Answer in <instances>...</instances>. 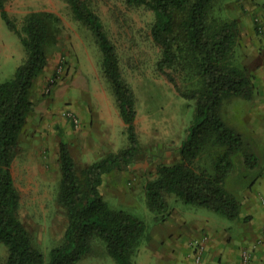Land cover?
I'll return each instance as SVG.
<instances>
[{"label":"rangeland","instance_id":"rangeland-1","mask_svg":"<svg viewBox=\"0 0 264 264\" xmlns=\"http://www.w3.org/2000/svg\"><path fill=\"white\" fill-rule=\"evenodd\" d=\"M87 1L116 46L123 76L135 93L140 142L135 163L105 175L100 192L112 208L128 211L145 222L147 231L134 261L147 264L146 254L155 247L150 241L152 231L176 230L170 223L174 215L195 218L203 214L210 221H232L209 209L186 205L174 196L167 198L169 207L163 214L148 208L145 185L157 176L161 165L180 161L181 143L194 119L195 101L180 96L166 76L157 71L161 50L151 37L154 15L150 10L129 6L126 0ZM5 6L19 28L31 13H51L58 18L51 22L49 63L32 88L34 110L20 136L12 165L20 194L19 217L48 264L49 252L64 242L68 225L66 212L58 202L60 143L68 145L81 172L102 157L125 149L129 141L111 85L103 74L99 48L89 29L75 19L67 1L5 0ZM212 17L239 23L234 62L249 72L255 86L253 99L230 97L221 108L224 121L243 136L246 154L255 158L250 166L244 153L234 156L227 177V189L242 206L253 195H261L264 181V106H257L258 99L264 101V0H216ZM25 59L19 37L0 16V83L12 78ZM60 66L62 72L57 74ZM170 73L183 88L196 85L177 70ZM69 114L79 119L78 127ZM216 154L217 150L208 148L196 166L211 171ZM260 202L264 205V199ZM7 256L6 246L0 243V262ZM77 264L116 262L105 244L93 239L91 251Z\"/></svg>","mask_w":264,"mask_h":264},{"label":"trees","instance_id":"trees-1","mask_svg":"<svg viewBox=\"0 0 264 264\" xmlns=\"http://www.w3.org/2000/svg\"><path fill=\"white\" fill-rule=\"evenodd\" d=\"M66 1L99 48L103 74L111 85L129 145L79 172L68 145L60 143L58 161L62 177L58 202L66 212L68 225L64 242L49 252L48 264H77L91 251L93 239L105 244L116 264H136L134 256L147 226L132 213L112 208L100 192L105 175L129 167L138 156L135 93L123 76L117 48L98 14L87 0ZM215 1L126 0L129 6L153 13L151 37L161 50L157 71L166 76L180 96L195 101V115L181 143L180 161L161 165L157 176L146 183L145 194L148 208L157 214L168 209L167 198L174 196L186 205L240 221L241 204L227 189V177L234 156L244 153L250 166L255 158L246 154L243 136L224 121L221 108L230 97L253 99L255 86L249 72L234 62L239 23L213 18ZM0 16L19 37L26 52L25 61L13 77L0 83V243L8 250L7 258L0 264H47L19 217L20 194L12 165L20 136L34 110L32 88L49 63L51 22L58 18L51 13H31L19 28L10 18L5 0H0ZM173 70L196 85L192 89L181 87L170 73ZM208 148L217 150L211 171L196 166Z\"/></svg>","mask_w":264,"mask_h":264},{"label":"crops","instance_id":"crops-1","mask_svg":"<svg viewBox=\"0 0 264 264\" xmlns=\"http://www.w3.org/2000/svg\"><path fill=\"white\" fill-rule=\"evenodd\" d=\"M261 85L263 89L264 84ZM257 106H264V101L258 99ZM260 191L258 198L253 195L241 206L242 219L236 221V226L234 221H210L203 214L195 218L174 215L170 223L176 230L152 231L150 241L155 247L146 254L147 264H242L244 253L250 255V264H264V205L260 202L264 199V181ZM198 247L204 253L196 263Z\"/></svg>","mask_w":264,"mask_h":264},{"label":"built area","instance_id":"built-area-1","mask_svg":"<svg viewBox=\"0 0 264 264\" xmlns=\"http://www.w3.org/2000/svg\"><path fill=\"white\" fill-rule=\"evenodd\" d=\"M62 69H63V66H60V68H58L57 70V74L61 73L62 72ZM56 81L55 78H53L51 80L52 83H54ZM70 117H71V121H73V123L75 124L76 127L79 126L80 124V121L79 119L72 115V114H69ZM203 249L201 247H198L195 251V262L198 263L200 261V259L202 258V255H203ZM250 260H251V257L248 253H244L243 256H242V264H250Z\"/></svg>","mask_w":264,"mask_h":264}]
</instances>
